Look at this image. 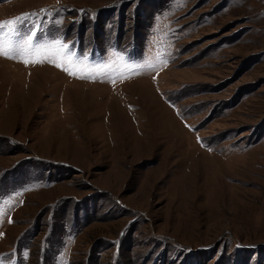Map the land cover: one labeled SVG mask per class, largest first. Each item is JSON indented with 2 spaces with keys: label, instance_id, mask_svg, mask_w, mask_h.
Instances as JSON below:
<instances>
[{
  "label": "rangeland",
  "instance_id": "obj_1",
  "mask_svg": "<svg viewBox=\"0 0 264 264\" xmlns=\"http://www.w3.org/2000/svg\"><path fill=\"white\" fill-rule=\"evenodd\" d=\"M21 17L0 264H264V0H0Z\"/></svg>",
  "mask_w": 264,
  "mask_h": 264
},
{
  "label": "snow or ice",
  "instance_id": "obj_2",
  "mask_svg": "<svg viewBox=\"0 0 264 264\" xmlns=\"http://www.w3.org/2000/svg\"><path fill=\"white\" fill-rule=\"evenodd\" d=\"M26 17H21L15 20H8L4 22H0V30H7L5 32H0V36H16L20 37V31L18 28V25L20 24L21 20L25 19ZM36 35V31L33 30L30 32L29 35L21 37L20 39H17L14 43H9L10 51L12 53L13 58L17 57H28L32 54L39 55L42 52V48L40 45H35L33 43V37ZM47 49H55L56 51L50 56L49 58L52 59L55 56H63L65 54V50H67L68 56H74L75 53L71 51V46L68 43L61 44L60 41H56L52 43L49 46H45ZM4 55L8 56L9 53L5 52ZM25 65L29 63H39V60L36 59H29L25 58L22 61ZM57 67H61L59 63L56 64ZM99 67V65L97 66ZM150 67V65H149ZM65 71H69L70 74L75 75L74 72H71V70L67 67L64 68ZM105 75L109 74V72H105Z\"/></svg>",
  "mask_w": 264,
  "mask_h": 264
}]
</instances>
